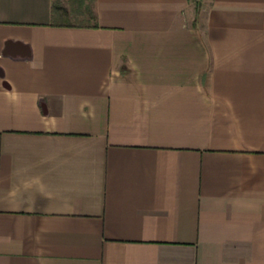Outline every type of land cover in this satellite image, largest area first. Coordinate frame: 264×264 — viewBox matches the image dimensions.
<instances>
[{
    "label": "crops",
    "instance_id": "1",
    "mask_svg": "<svg viewBox=\"0 0 264 264\" xmlns=\"http://www.w3.org/2000/svg\"><path fill=\"white\" fill-rule=\"evenodd\" d=\"M197 4L0 0V264H264V0Z\"/></svg>",
    "mask_w": 264,
    "mask_h": 264
},
{
    "label": "rangeland",
    "instance_id": "2",
    "mask_svg": "<svg viewBox=\"0 0 264 264\" xmlns=\"http://www.w3.org/2000/svg\"><path fill=\"white\" fill-rule=\"evenodd\" d=\"M195 3L197 4V0L194 2L193 0H191V7L194 9V12H198L199 11V4L195 5Z\"/></svg>",
    "mask_w": 264,
    "mask_h": 264
}]
</instances>
